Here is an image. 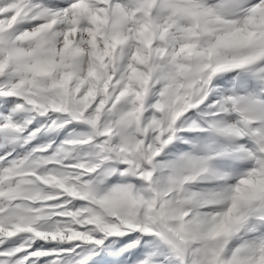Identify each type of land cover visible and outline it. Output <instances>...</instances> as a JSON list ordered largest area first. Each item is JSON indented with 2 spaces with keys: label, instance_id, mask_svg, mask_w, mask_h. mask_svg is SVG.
Segmentation results:
<instances>
[{
  "label": "snow or ice",
  "instance_id": "obj_1",
  "mask_svg": "<svg viewBox=\"0 0 264 264\" xmlns=\"http://www.w3.org/2000/svg\"><path fill=\"white\" fill-rule=\"evenodd\" d=\"M0 264H264V0H0Z\"/></svg>",
  "mask_w": 264,
  "mask_h": 264
}]
</instances>
